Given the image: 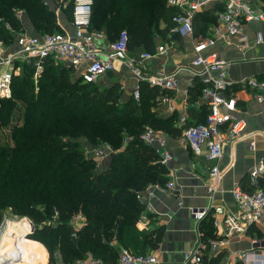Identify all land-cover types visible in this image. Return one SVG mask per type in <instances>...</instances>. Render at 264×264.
<instances>
[{"label":"trees","instance_id":"16d2710c","mask_svg":"<svg viewBox=\"0 0 264 264\" xmlns=\"http://www.w3.org/2000/svg\"><path fill=\"white\" fill-rule=\"evenodd\" d=\"M72 2L59 3L68 18ZM169 9L165 0H93L90 27L103 31L110 42L126 32L128 51L142 46L152 54L154 33L165 38L172 29V24L164 30L157 28ZM17 13L27 17L37 35L57 32L43 0H0V44L4 47L21 31ZM31 68L26 66L20 78L12 81L11 98L0 106L1 127L9 124L8 110L15 101L22 105L17 108L20 125L13 122L7 132L9 141L0 145V208L28 217L34 234L57 236L48 249L49 254L57 249L53 264H72L87 257L115 264L121 247L137 249L139 255L155 250L163 230L135 229L144 210L137 195L151 184L164 185L168 178L155 149L143 144L140 136L148 127L174 137L180 132L174 128V118L162 119L156 103L150 102L159 96V89H142L138 102L121 103L116 88L84 84L72 79L70 70L44 62L34 92L28 80ZM205 109L204 117L191 125L205 123ZM102 144L112 153L105 169L97 172L89 150ZM76 214L83 222L72 233L69 222ZM28 241L36 250L28 264H44V250ZM202 264L216 263L203 260Z\"/></svg>","mask_w":264,"mask_h":264},{"label":"crops","instance_id":"0c3cea01","mask_svg":"<svg viewBox=\"0 0 264 264\" xmlns=\"http://www.w3.org/2000/svg\"><path fill=\"white\" fill-rule=\"evenodd\" d=\"M180 6H171L165 0L166 8H170L158 24V30L169 27L173 16L179 14L188 7L189 0H177ZM254 10H264V0H250ZM61 0H43L54 18L55 31L60 33H71L70 18L66 17L60 8ZM223 4L214 3L197 12L193 18L194 39L197 37H207L211 29L217 24V15L222 10ZM93 7V5H92ZM92 12V11H91ZM20 20L19 14H17ZM23 17V16H22ZM23 21V18H21ZM20 20V21H21ZM22 24V22H21ZM91 28V27H90ZM98 33V38L93 40L95 49L102 54L107 52L109 44L108 37L103 31L93 30ZM21 33L26 35L35 34L30 27L21 28ZM261 32L263 42L255 44L256 33ZM54 33V32H52ZM35 36V35H33ZM183 38L172 31L163 38L159 33H154L153 42L157 53L159 47H163L165 52L158 54L148 60H141V55L148 53L144 47L140 46L132 51L127 50L125 62H115L113 70L100 76L91 83L99 89L116 88L120 92V102L131 101L132 92L135 86L139 85L140 90H155L150 88L146 79L156 73L175 74L178 80V88L172 92L160 91L157 97H151L150 102L156 103L157 112L162 119L174 118V128L180 130L177 136H171L163 131L156 130L160 136L165 138V150L170 154L171 160L163 167L166 169L168 182L174 185V192L171 194L155 192L154 196L148 200L150 212L144 211L147 221L139 224L138 232H150L157 228H162V238L155 250L149 252L157 258V264H181L183 254L195 247L199 240L200 233L203 234L202 242L208 239L224 240L223 237L216 238L215 233L220 227H215L212 221V213L202 221L197 222L190 216V210L203 209L213 206H222L225 211H234L235 206L230 190L234 184H238L242 189L249 190V172L255 165L264 162V99L257 102L255 96L257 92L243 89L242 81L249 78H264V24L259 22L246 23L243 26V38L246 45L245 50L237 46L236 40L217 41L215 45L204 53L215 52L224 61L229 63L227 81L230 83L225 96L234 97L237 103L238 116L246 123V132L253 133L255 149L251 150L248 140L240 142L223 151V157L219 163L224 170V176L220 182L219 192L216 193L214 202L211 204L209 193L207 192L208 174L211 163L204 157H196L189 150L187 143L182 139V131L185 125L197 124L200 118L204 117L206 105L200 101L202 78L201 68L191 65L195 57L193 52L194 39ZM14 39V38H13ZM242 44V45H243ZM16 50L14 40L8 47L0 44L1 53H11ZM134 60L140 66L139 76L131 73L128 62ZM50 62L55 67L60 66L70 70L72 79L80 80L79 70H73L59 63ZM14 75L12 81L20 78L26 66H31V81L33 80L32 62L25 59H17L13 62ZM208 77H216V72L208 71ZM204 87V84H203ZM164 92V93H163ZM141 95V91H140ZM11 98V97H10ZM166 99V101H164ZM133 100V99H132ZM17 126L21 121H16ZM9 141L6 138L5 143ZM158 149V143L150 146ZM108 161H100L97 165V172L103 171ZM210 232L206 234V231ZM249 235L231 239L228 243L218 245L212 250L207 247L204 251L203 260L213 261L216 264H242L237 256L250 250V239L260 234L254 232L253 228L248 231ZM211 234V235H209ZM207 235V236H206ZM114 244V242H111ZM121 248L118 249V253ZM264 254V251L258 252Z\"/></svg>","mask_w":264,"mask_h":264},{"label":"built area","instance_id":"2783aa9c","mask_svg":"<svg viewBox=\"0 0 264 264\" xmlns=\"http://www.w3.org/2000/svg\"><path fill=\"white\" fill-rule=\"evenodd\" d=\"M223 4L222 10L217 15V24L211 29L207 37H194L193 18L197 12L214 3ZM171 6H180L177 0H168ZM93 0H73L70 27L71 33L55 32L41 36L22 35L15 39L16 50L11 53L0 52V100H7L11 97V80L14 75L13 62L17 59H25L32 62L33 80L36 81L42 72V62L50 60L62 64L73 70L83 67L79 77L82 83L91 84L100 76L113 70L115 62H125L127 54V34L120 32L109 44L107 52L102 54L93 45V40L98 38V33L90 28L91 11ZM171 31L183 38H193V58L191 65L200 67L204 87L201 91L200 101L206 105L208 115L205 123L190 125L182 131V139L187 143L189 150L196 157H204L211 163L208 174L207 192L211 204L224 176V170L219 163L223 157V151L245 140L250 141L251 150L255 149L253 133L246 132L245 121L238 116L237 103L234 97L225 96L230 83L227 81L229 63L222 60L217 53H204L212 48L217 41L236 40L237 46L245 50L246 45L243 38V26L246 23L261 22L264 24V10L257 11L251 6L250 0H189L186 10L173 16ZM263 42L261 32L256 33L255 44ZM243 44V45H242ZM165 52L163 47L157 49V53H144L141 60H148L158 54ZM131 73L139 76L141 69L134 60L128 62ZM216 72V77H208L207 72ZM150 88L160 91L172 92L178 88V80L175 74L156 73L146 79ZM243 89L257 92V102L264 99V78H249L242 81ZM132 99L140 100V86H135L132 92ZM166 101V99L164 100ZM141 142L152 146L158 143L156 153L161 164L171 160L170 154L165 150V138L153 128H146L140 136ZM104 146V145H103ZM107 149V147H103ZM103 150L93 152L94 157H100ZM249 186L251 190L242 189L234 184L230 190L235 206L234 211H225L222 206L211 205L200 210H190V216L197 222L202 221L212 213V221L215 227H220L215 237H223L224 240L208 239L202 242L203 234L195 247L183 254L181 264H202L204 251L207 247L212 250L218 248L219 243H228L229 240L249 235L250 228L261 236L250 239V250L238 254L237 258L242 264H264V162L260 161L249 172ZM155 192L171 194L174 192V185L171 181L164 186H150L146 195H138L139 202L145 210L150 212L148 200ZM147 221L146 216H141L136 224L139 227ZM83 222L80 214L74 215L69 222L72 233L75 232ZM218 244V245H217ZM158 260L153 254L136 255L126 250H120L117 254L115 264H157ZM72 264H102L98 260L87 257L77 260Z\"/></svg>","mask_w":264,"mask_h":264},{"label":"rangeland","instance_id":"374dc122","mask_svg":"<svg viewBox=\"0 0 264 264\" xmlns=\"http://www.w3.org/2000/svg\"><path fill=\"white\" fill-rule=\"evenodd\" d=\"M17 14H19V13H17ZM19 16H20V20H21V18H23V21L22 20L20 21V25H22L21 27L25 28V26H26V28L27 27L31 28V25L28 22L27 17L24 16L22 13L19 14ZM21 22H22V24H21ZM51 31H53V30H51ZM22 35H26V34L21 33V32L16 33L13 40L15 41V39L17 37L22 36ZM33 35H37V34H28V36H33ZM45 35H47V34H45ZM37 36H40V35H37ZM71 76H73V75H71ZM29 78H30V76H29ZM29 78H28V80L33 85L34 92H35L36 91V87L38 86V82L34 84V82L31 81V78L30 79ZM71 78H73V77H71ZM2 101H4V100H0V106H5L6 102H2ZM21 106L22 105H21L20 102L15 101L14 107L9 108V110H8L9 111V118L7 120V123H9V124L7 126H1L0 127V145L5 143L4 141H6V138L8 137V133L7 132H9V130L11 129L10 126H12L14 124L13 122H15L18 119V116L20 115V112H19V110L17 108H20ZM15 125H17V122H15ZM103 147H107V149H103ZM100 149L103 150L102 155L100 157H94L93 151L100 150ZM111 153H112V151L110 150L109 146L106 145V144H104V146H103V144L98 146L97 149L94 148L92 150H89V156L91 157V159H93L96 162L97 165L102 160H104L105 162L108 161L109 155ZM97 171H98V169H97ZM166 183H168V181ZM164 185H158V184L152 185L151 184V185L147 186V188L144 191L139 192L138 195H146L150 186H152V187L153 186L162 187ZM249 190H251L250 187H249ZM138 195H137V201L139 202ZM0 200L3 201V199H1V198H0ZM6 205H7V203H6ZM144 211H145V208H144ZM143 215L145 216V212H142L141 216H143ZM24 221L27 222L28 225H30L29 226L30 230H29V232L24 234V239H23V236H22V247L24 249V258H25L26 264H28V259L30 258V256L32 257L35 254V251H36L35 250V246L32 245L31 242H29L28 240L34 242L35 245H37L38 247H41L42 250H44V252L46 253V259H45V263L44 264H53L54 263L53 262L54 261V253L57 252L56 251L57 249H52V253L51 254L48 253V249H49V246H50V241L53 240L54 238H57V236L56 235H46V234H34L33 233L34 226L31 223V221L28 219V217L22 216V215H15V214L12 213V211L9 208H3V209L0 208V233L5 228L4 224H7V223L18 224V223L24 222ZM53 223L54 222H44V224L48 225V226H52ZM135 229L138 231L139 227L135 226ZM25 243L29 245V250L26 247L27 245L25 246ZM263 245H264V243H263ZM120 250H126V251H129L130 253L138 254V255L141 254L139 250H137V249L134 250L132 248H130V250L132 252L129 249L123 248V247H121ZM26 252H27V256H26ZM144 253L151 254L147 250ZM52 254H53V259L51 257ZM147 254H144V255H147ZM48 256L50 257V259H49ZM30 259H32V258H30ZM48 259H49V261H48ZM55 259H57V258L55 257ZM116 259H117V257H116ZM47 261H48V263H47Z\"/></svg>","mask_w":264,"mask_h":264},{"label":"bare ground","instance_id":"6f19581e","mask_svg":"<svg viewBox=\"0 0 264 264\" xmlns=\"http://www.w3.org/2000/svg\"><path fill=\"white\" fill-rule=\"evenodd\" d=\"M0 233V264H26L22 236L29 232L27 222L7 223Z\"/></svg>","mask_w":264,"mask_h":264}]
</instances>
